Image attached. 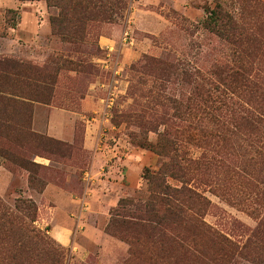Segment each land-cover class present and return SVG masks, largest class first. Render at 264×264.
<instances>
[{
    "label": "rangeland",
    "instance_id": "obj_1",
    "mask_svg": "<svg viewBox=\"0 0 264 264\" xmlns=\"http://www.w3.org/2000/svg\"><path fill=\"white\" fill-rule=\"evenodd\" d=\"M119 1L123 7L111 22L99 18L75 42L50 34L28 47L16 50L11 45L16 52L11 54L3 51L6 44L0 39V58L26 67L31 77L52 75L47 89L36 100H28L30 119L26 114L14 118L29 130L0 135V148L10 150L0 155V216L8 210L28 221L22 200L35 207L31 226L39 240L31 238L19 264H123L129 243L107 233L105 226L114 213L139 210V214L146 209V176L165 157L137 141L154 145L165 128L175 132L177 125L165 126L163 120H174L178 112L168 98L190 95L184 72L200 69L215 86L212 73L219 65H239L245 76L240 98L253 112L264 110V0ZM216 5L240 28L238 45L203 26L206 9ZM47 8L48 20L59 11ZM9 10L16 9L0 8V37H8L18 22L19 15ZM135 15L142 29L135 28ZM101 36L112 46L101 44ZM54 110L65 115L53 116ZM175 139L178 143L180 137ZM216 142L217 136L207 147L179 145L190 157L205 152L235 171L243 173L245 168L246 174L231 178L221 167H213L209 173L196 172L191 181L210 200L200 210L204 220L245 241L264 217V164H254L261 143L244 132ZM247 179L250 184L243 185ZM123 199L134 202L119 205ZM1 224L2 219L0 264H5L2 252L8 244ZM63 226L69 231L67 243L50 231ZM137 262L138 258L133 264Z\"/></svg>",
    "mask_w": 264,
    "mask_h": 264
},
{
    "label": "trees",
    "instance_id": "obj_2",
    "mask_svg": "<svg viewBox=\"0 0 264 264\" xmlns=\"http://www.w3.org/2000/svg\"><path fill=\"white\" fill-rule=\"evenodd\" d=\"M45 2L47 6L59 9L57 15L49 18L51 35L69 42L81 40L99 18L111 22L117 9L123 7L119 0ZM9 11L15 16L19 15L18 10ZM205 12L203 26L206 29L228 42L239 44L240 28L220 5ZM184 74L185 81L191 84L190 95L179 100L168 98L170 107L178 112L174 114V120H163L165 126L170 122L176 124L175 132L171 133L165 128L154 145L137 141L139 145L151 147L157 155L165 157L159 168L146 176L149 184L145 196L146 209L139 214V210L132 214L114 213L105 231L129 243L128 257L123 264H133L136 258V264H239L241 260L264 264V217L250 230L245 241L236 240L204 220L200 210L210 200L191 184L196 172L209 173L211 168L221 167L233 178L246 174L245 168L242 167L244 170L240 173L235 171L236 167L220 164L213 156H205V152L193 158L181 147L185 142L207 147L215 136L217 144L220 141L224 143L229 134L244 132L254 135L261 143V151H258L260 158L254 164H264V110L253 112L247 107L248 102L240 98L245 76L239 65H219L212 73L218 82L215 86H211L207 73H202L200 69ZM51 77L49 73H34L31 77L29 72L26 74V67L21 69L17 62L0 58V135L7 137L8 132L29 130L28 125H22L14 118L26 114L30 119L28 100H36L35 97L47 89L46 84ZM33 81L40 84H32ZM177 137H180L178 143ZM8 140L16 143L13 137ZM8 154V148H0V155ZM168 178L179 184H170ZM246 183L250 184L248 179L243 185ZM22 202L28 209L24 214L28 221L8 210H4L0 216L3 237L7 238L8 244L2 252L5 264L23 263L27 253L26 244L31 238L39 240L37 231L31 226L35 220L32 215L35 212L34 204L29 200ZM133 202V199H123L119 205Z\"/></svg>",
    "mask_w": 264,
    "mask_h": 264
},
{
    "label": "crops",
    "instance_id": "obj_3",
    "mask_svg": "<svg viewBox=\"0 0 264 264\" xmlns=\"http://www.w3.org/2000/svg\"><path fill=\"white\" fill-rule=\"evenodd\" d=\"M0 8L16 9L19 11L18 22L14 27L10 28V35L8 37H0L1 43L6 44L3 49L4 52L14 54L16 52L10 49L11 45H13L16 50L21 47H28L41 39L47 38V36L51 34L50 23L47 17L48 8L45 0H0ZM135 17L136 18L133 20L135 28L142 29L143 25L137 21V15H135ZM99 41L101 44L112 46V41L106 36H101ZM63 113L65 115V112L54 110L53 116L63 115ZM50 231L54 233L62 243L68 242L69 231L66 226L57 228L52 227Z\"/></svg>",
    "mask_w": 264,
    "mask_h": 264
},
{
    "label": "built area",
    "instance_id": "obj_4",
    "mask_svg": "<svg viewBox=\"0 0 264 264\" xmlns=\"http://www.w3.org/2000/svg\"><path fill=\"white\" fill-rule=\"evenodd\" d=\"M124 35H127V33H126V32H124Z\"/></svg>",
    "mask_w": 264,
    "mask_h": 264
}]
</instances>
